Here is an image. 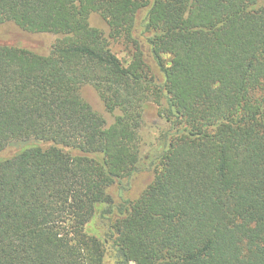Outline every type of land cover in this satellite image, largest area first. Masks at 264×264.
<instances>
[{
  "label": "trees",
  "instance_id": "1",
  "mask_svg": "<svg viewBox=\"0 0 264 264\" xmlns=\"http://www.w3.org/2000/svg\"><path fill=\"white\" fill-rule=\"evenodd\" d=\"M9 27L56 39L0 45V264H264V0H0Z\"/></svg>",
  "mask_w": 264,
  "mask_h": 264
},
{
  "label": "rangeland",
  "instance_id": "2",
  "mask_svg": "<svg viewBox=\"0 0 264 264\" xmlns=\"http://www.w3.org/2000/svg\"><path fill=\"white\" fill-rule=\"evenodd\" d=\"M90 24L93 27L98 28L100 31L104 33V35H108V28L106 24L97 16H90ZM56 37L53 35L45 34L35 37H27L24 36L17 28H3L0 30V45H18V46H28L33 47L34 50L39 51L40 53L46 54L50 49L51 45L54 43ZM30 42H34L33 45H30ZM111 50L115 54V56L122 60L128 61L127 52L125 51V47L121 44L113 43L111 44ZM90 102L98 111V113L106 120L108 124H111L113 121V115L108 114L103 108L102 103L95 97H89ZM147 127L143 130V138L146 143L154 142V139L157 136V126L163 125V122L156 118L155 109L152 108L147 112L146 116ZM139 182L141 184H145L148 180V176L142 174L139 176Z\"/></svg>",
  "mask_w": 264,
  "mask_h": 264
}]
</instances>
